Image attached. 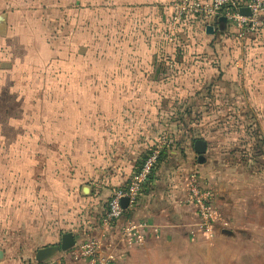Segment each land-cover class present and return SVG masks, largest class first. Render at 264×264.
Listing matches in <instances>:
<instances>
[{"label":"rangeland","instance_id":"obj_1","mask_svg":"<svg viewBox=\"0 0 264 264\" xmlns=\"http://www.w3.org/2000/svg\"><path fill=\"white\" fill-rule=\"evenodd\" d=\"M176 1L0 0L1 221L7 219L5 205L25 203L30 178L58 185L62 145L102 156L110 139L142 140L159 120L163 126L188 118L196 136L223 143V151L238 140L247 142L241 150L245 159L248 149L262 142L264 21L238 41L214 39L207 50L202 46L197 57L203 64L194 66L195 73L206 75L200 86L214 93L188 101L199 100L202 113L184 104L159 112L166 89L150 76L156 61L171 58L162 44L179 38L180 32L168 27L158 32ZM177 53L174 48L172 55ZM192 255L180 242L159 264H187ZM199 257L196 264H214Z\"/></svg>","mask_w":264,"mask_h":264},{"label":"crops","instance_id":"obj_2","mask_svg":"<svg viewBox=\"0 0 264 264\" xmlns=\"http://www.w3.org/2000/svg\"><path fill=\"white\" fill-rule=\"evenodd\" d=\"M174 6L163 14L158 32L164 26V30L168 27L179 31L180 35L173 39L175 43L162 44V52L170 53L171 58L165 55L169 59L156 61L150 78L163 83L166 89L162 92L165 100L162 107L159 105L160 113L176 104L202 113L199 100L195 104L188 101L207 98L214 92L208 94V90L200 86L206 84L207 79L206 75L195 73L194 66L203 64L197 56L204 48L207 50V43L214 39L221 43H230L232 38L238 41L239 31L227 23L222 30L215 29L213 34H208L207 27L203 28L196 19H187L180 26L175 21ZM174 48L178 52L176 57L172 55ZM162 67L168 69L169 76L160 77ZM196 129L189 118L163 126L159 120L145 139H110L102 149V156L96 150L77 151L62 145L63 171L58 175V185L54 187L44 180L38 185L29 177L31 184L24 192L25 203L19 205L15 201L3 207L7 219H0V250L4 253L0 264H21L22 260L35 258L39 249L59 245L67 233L74 235L76 244L99 240L102 256L111 257L118 264H159L161 257H168L180 242L194 253L187 258V264H196V258L201 259L200 254L214 264H264V139L248 149L251 152L248 151L250 155L245 159L241 150L247 142L238 140L233 149L223 151V143L215 144L196 136ZM166 131L174 133L176 149L166 153V160L138 206L128 208L110 236L108 230L100 226L107 201L116 188L123 187L137 172L147 149ZM197 141L206 145L203 163H199L195 152ZM65 150L69 155H64ZM192 173L197 175L199 185L214 195L220 219L212 239L190 234L197 221L194 208L185 203ZM128 220L145 221L158 229V233L149 231L143 247L129 249L120 236ZM182 232L185 233L183 238L179 236ZM66 264L89 263L67 261Z\"/></svg>","mask_w":264,"mask_h":264},{"label":"built area","instance_id":"obj_3","mask_svg":"<svg viewBox=\"0 0 264 264\" xmlns=\"http://www.w3.org/2000/svg\"><path fill=\"white\" fill-rule=\"evenodd\" d=\"M175 21L181 22L187 18H200L206 21V27L215 30L218 20L224 17L228 25L234 26L242 37L246 33L254 32L258 24L264 21V0H248L243 6L236 0H177L175 3ZM247 8L251 16H242L240 9ZM168 136H164L157 143L153 152L140 165L128 185L113 191L108 201L107 211L102 219L104 229L118 224L124 217L128 208L138 206L144 188L159 162L162 151L170 145ZM128 199L127 209L122 206V200ZM214 195L210 190L203 189L198 183V177L192 173L189 177L187 205L194 208L197 221L193 223L190 234L192 237L201 234L207 239L215 236L216 225L220 215L214 206ZM158 233L145 221L128 220L121 228L120 236L127 248H133L145 242L149 231ZM100 241L92 239L79 242L69 252L62 253L44 264H66L67 261L76 263L86 261L89 264H118L111 257L102 256ZM32 264H38L36 262Z\"/></svg>","mask_w":264,"mask_h":264},{"label":"water","instance_id":"obj_4","mask_svg":"<svg viewBox=\"0 0 264 264\" xmlns=\"http://www.w3.org/2000/svg\"><path fill=\"white\" fill-rule=\"evenodd\" d=\"M240 14L242 16H251V11L247 8H242V9H240ZM0 22H3L2 18H0ZM218 25H219L220 30L225 28L227 26L226 19L224 17L219 18ZM206 31L208 34L214 33L213 27H207ZM205 150H206L205 143H203L201 141H197L195 143V152L199 156V158H198L199 163L204 162L203 155L205 153ZM128 205H129L128 199L122 200V206L124 209H127ZM75 246H76V241H75L74 235L72 233L64 234L62 236V239H61V242L59 243V245L48 246V247H44V248L39 249L35 254L34 260L38 264L47 263L51 259L59 256L61 253L69 252ZM3 258H4V253L2 250H0V261L3 260Z\"/></svg>","mask_w":264,"mask_h":264},{"label":"trees","instance_id":"obj_5","mask_svg":"<svg viewBox=\"0 0 264 264\" xmlns=\"http://www.w3.org/2000/svg\"><path fill=\"white\" fill-rule=\"evenodd\" d=\"M236 2H237V4H239L240 6H243L247 1L245 2V1H242V0H236ZM187 19H192V20H193V19H196V20H199V22L201 23V25H202L203 28H204L205 26H207L206 21H205L204 19H200V18H187ZM187 19H185V20L179 22L178 24L181 26L182 23H184L185 21H187ZM215 29H216V31L219 30V25H218V24H217V26H216ZM167 72H168V69L165 68V67H162V69H161V74L159 73V74H160V77L163 76V78H165V77L169 76V72H168V73H167ZM164 135H165V136H168V138H169V140H170L171 143H170V145H169L168 147H166V148L162 151L161 158H160L159 162L157 163V165L155 166L152 175L149 177L148 182H147V184H146V186H145V188H144V191H143L142 195L146 194L147 190L149 189V187H150V185H151V183H152V181H153V178H154V176H155L157 170H158L159 167L162 165V163L166 160V158H167L166 153H168L169 151H172L173 148L176 149V147H177V144H176V142H175V135H174V133H172V132L170 133V132L166 131V132H164ZM157 143H158V140L155 141V142H154V143H153V144L147 149V152L143 155V158H142V160H141V162H140V164H139V167H140V165L145 161V159H146V158H147V157L153 152V150H154L155 146L157 145ZM139 167H138V168H139ZM132 177H133V176H132ZM132 177L130 178V180H129L124 186H126V185L129 184V182L131 181ZM124 186H123V187H124ZM119 188H120V187H119ZM116 189H117V188H116ZM112 193H113V192H112ZM111 195H112V194H111ZM110 198H111V196H110ZM110 198H109V200H110ZM109 200H108V201H109ZM108 201H107V203H106V210H105L103 216H102L101 219H100V226H101L102 219H103V217L105 216L106 211H107ZM126 213H127V211H126ZM126 213H125V214H126ZM124 217H125V215H124ZM124 217H123V218H124ZM118 224H119V223H118ZM118 224H116V225L110 227L109 229H107V230H108V233H109L110 236H111V234H110L111 230L114 229L115 227H117ZM101 227H102V226H101ZM29 264H32V263H29Z\"/></svg>","mask_w":264,"mask_h":264}]
</instances>
